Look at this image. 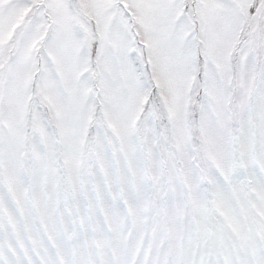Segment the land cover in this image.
I'll return each mask as SVG.
<instances>
[{
    "label": "snow or ice",
    "instance_id": "snow-or-ice-1",
    "mask_svg": "<svg viewBox=\"0 0 264 264\" xmlns=\"http://www.w3.org/2000/svg\"><path fill=\"white\" fill-rule=\"evenodd\" d=\"M0 264H264V0H0Z\"/></svg>",
    "mask_w": 264,
    "mask_h": 264
}]
</instances>
